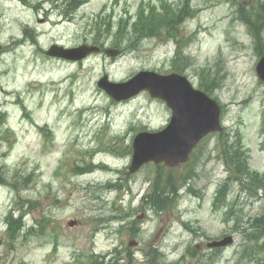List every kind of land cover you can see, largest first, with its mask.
Returning <instances> with one entry per match:
<instances>
[{
	"label": "rangeland",
	"instance_id": "obj_1",
	"mask_svg": "<svg viewBox=\"0 0 264 264\" xmlns=\"http://www.w3.org/2000/svg\"><path fill=\"white\" fill-rule=\"evenodd\" d=\"M141 1L81 0L70 12L45 0H0V183L7 181L0 186V264H264V82L256 70L264 0H144L145 13L162 1L173 15L187 10L170 30L177 44L165 30L149 35L130 24L122 32ZM105 7L111 35L100 26ZM24 32L33 38L20 41ZM54 43H90L114 54L73 62L48 56ZM142 70H179L213 94L226 133L206 137L185 163L149 162L130 173L133 137L166 127L171 111L148 92L114 101L97 84L105 74L121 83ZM233 151L252 177L226 163ZM220 183L224 194L216 200ZM162 188L171 197L154 207ZM11 208L25 212L28 225L41 221L42 237L22 239L20 231L12 241L4 219ZM229 235L231 245L207 247Z\"/></svg>",
	"mask_w": 264,
	"mask_h": 264
},
{
	"label": "water",
	"instance_id": "obj_2",
	"mask_svg": "<svg viewBox=\"0 0 264 264\" xmlns=\"http://www.w3.org/2000/svg\"><path fill=\"white\" fill-rule=\"evenodd\" d=\"M93 47L65 49L53 45L48 54L79 58ZM111 52V51H110ZM256 70L264 81V56L258 61ZM101 85L113 86L107 79ZM121 86L122 92L109 90L117 99L127 98L147 89L152 97L164 99L173 114L169 124L158 132H141L134 139V160L130 167L133 172L147 161L161 162L174 166L186 161L194 146L208 133L221 130L218 104L205 92L195 90L186 77L173 73L161 75L155 72H140L128 83ZM231 239L210 245H222Z\"/></svg>",
	"mask_w": 264,
	"mask_h": 264
},
{
	"label": "trees",
	"instance_id": "obj_3",
	"mask_svg": "<svg viewBox=\"0 0 264 264\" xmlns=\"http://www.w3.org/2000/svg\"><path fill=\"white\" fill-rule=\"evenodd\" d=\"M56 3H58L59 0H52ZM63 3L66 6V9H69L70 12H72L74 9H77L79 5L83 2L81 0H63ZM149 13L144 17L140 16L139 22H136V25L141 26V31L142 32H147L150 35H158L161 33V31L165 30L167 34H171V29L176 28L175 25L181 20V17H184L186 14L187 10L184 9V12H179L176 15H173V9L169 5L162 4L163 11L161 12L160 10L158 11L156 9V6L153 4H148L147 5ZM144 15V13H143ZM254 35L259 36V30L257 28H254L253 30ZM98 34H102L100 30H98ZM226 146V145H225ZM239 154L237 151H233L231 157H227V164L228 165H233L235 167V172L239 176H246V177H252V175L249 173L248 169H242L241 166L238 165V155ZM240 155V154H239ZM156 187H160L161 182H160V177L157 176L156 178ZM171 194H174L176 192L175 186H172L171 188ZM171 194H168L165 192L164 188L159 189L155 192V197L153 200H151L152 205L154 207L160 206V199L162 197H171ZM224 194V189L223 185L218 189L217 191V196L216 200L219 199V197L223 196ZM148 199V198H147ZM150 201V199H148ZM8 224H9V231L11 232V237L12 239L15 238L16 236L19 235L20 229L23 227V222H22V216L18 218H13L12 215L8 216ZM259 220V218H258ZM256 227L260 226L259 222L255 223Z\"/></svg>",
	"mask_w": 264,
	"mask_h": 264
},
{
	"label": "bare ground",
	"instance_id": "obj_4",
	"mask_svg": "<svg viewBox=\"0 0 264 264\" xmlns=\"http://www.w3.org/2000/svg\"><path fill=\"white\" fill-rule=\"evenodd\" d=\"M256 191V190H255ZM259 245V244H258Z\"/></svg>",
	"mask_w": 264,
	"mask_h": 264
}]
</instances>
